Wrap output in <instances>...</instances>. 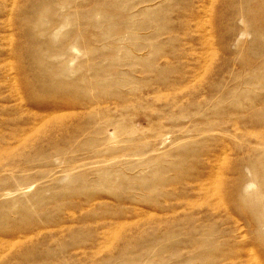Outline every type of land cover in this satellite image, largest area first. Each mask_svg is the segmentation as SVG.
Here are the masks:
<instances>
[{"label":"rangeland","instance_id":"rangeland-1","mask_svg":"<svg viewBox=\"0 0 264 264\" xmlns=\"http://www.w3.org/2000/svg\"><path fill=\"white\" fill-rule=\"evenodd\" d=\"M0 264H264V0H0Z\"/></svg>","mask_w":264,"mask_h":264}]
</instances>
